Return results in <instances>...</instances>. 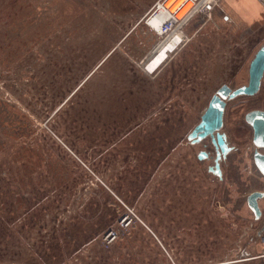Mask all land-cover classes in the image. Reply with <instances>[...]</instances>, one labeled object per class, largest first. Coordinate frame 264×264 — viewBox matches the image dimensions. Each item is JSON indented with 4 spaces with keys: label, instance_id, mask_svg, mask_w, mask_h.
<instances>
[{
    "label": "rangeland",
    "instance_id": "rangeland-1",
    "mask_svg": "<svg viewBox=\"0 0 264 264\" xmlns=\"http://www.w3.org/2000/svg\"><path fill=\"white\" fill-rule=\"evenodd\" d=\"M156 1L0 0V264H264L250 139L222 180L187 139L207 79L247 81L263 14L242 34L197 14L160 49ZM254 106L264 77L225 128Z\"/></svg>",
    "mask_w": 264,
    "mask_h": 264
},
{
    "label": "water",
    "instance_id": "water-1",
    "mask_svg": "<svg viewBox=\"0 0 264 264\" xmlns=\"http://www.w3.org/2000/svg\"><path fill=\"white\" fill-rule=\"evenodd\" d=\"M264 74V42L254 52L248 65V78L247 82L236 87H231L227 84L221 85L216 92L209 98L200 120L195 124L192 130L187 134V139L191 143H196L201 139L209 136L217 147V154L214 159V165L208 167V171L222 180V170L219 165L221 153L218 146L222 150L224 157L229 147L227 146L226 135L219 130L223 126V112L227 100H231L237 96L253 95L260 87L261 79ZM244 119L253 127V144L255 150L253 153V161L258 171L264 177V110L252 109L245 113ZM259 148L263 149L259 150ZM199 151L198 158L204 155ZM264 197L263 190H253L246 197V203L253 213L255 219H259L262 210L259 206V199ZM264 231V222L257 230L260 235Z\"/></svg>",
    "mask_w": 264,
    "mask_h": 264
},
{
    "label": "flooded vegetation",
    "instance_id": "flooded-vegetation-1",
    "mask_svg": "<svg viewBox=\"0 0 264 264\" xmlns=\"http://www.w3.org/2000/svg\"><path fill=\"white\" fill-rule=\"evenodd\" d=\"M202 57V56H201ZM249 65V63H248ZM247 70H248V67H247ZM174 75V74H173ZM172 75V76H173ZM183 75V73H182ZM203 76V75H202ZM204 77V76H203ZM202 77V79H203ZM263 77H264V74L262 76V79H261V84H260V87H259V90L256 92V93H259L262 85H263ZM216 78V77H215ZM214 78V79H215ZM248 78V76H247ZM214 79L213 77L210 78V80L207 79V81H209V83L207 84H211L209 85V87H211V93L209 92V90L207 91L208 94H205V93H202V95L200 96L199 100L201 102H203L204 100H206V104L209 100V98L216 92V90L223 84V82H221L219 85H217L215 83L214 85ZM174 77L169 81V85L173 87V85L175 84L174 83ZM205 81V80H203ZM247 82V81H246ZM245 82V83H246ZM227 84V83H226ZM244 84V83H242ZM214 85V86H213ZM229 85V84H227ZM241 85V84H240ZM230 86V85H229ZM255 93V94H256ZM254 95V94H253ZM242 96H251V95H242ZM239 96L235 97V98H238ZM233 98V99H235ZM231 99V100H233ZM231 100H227L226 103H225V107H224V112H223V126L222 128L219 130L220 132H224L225 135H226V140H227V146L229 147V150L227 151V153L225 154V156L223 157L222 156V150L221 148L218 146V149H219V152L221 153V159L219 161V165L221 167V170H222V179H223V168H226L230 165H234V164H238L239 163V159L235 158L237 155L240 154V150H241V146L243 145V143L246 141L245 139H241V137L243 136L244 138H247V139H250L253 147L252 149H248V151L250 150L251 152V156H252V160H253V153H254V150H255V145L253 144V127L247 123L244 119V116H243V119L241 121H238L236 119H233L234 121L230 122L231 127L227 126V128H225V120H224V115L226 113V110L228 108V102L231 101ZM206 106V105H205ZM205 108V107H204ZM203 108V109H204ZM203 109H201V113H200V116L203 112ZM235 111H236V107L234 108ZM252 109H260V110H264V107H261V106H254V107H251L249 108L247 111L249 110H252ZM246 111V112H247ZM245 112V113H246ZM244 113V115H245ZM200 120V119H199ZM247 135V136H246ZM251 135V136H250ZM243 142V143H242ZM195 144H200L201 145V150L199 151H202L203 150V157L202 158H198L199 160L201 161H207L208 164H207V169L208 167L211 165H214V159L216 157V154H217V147L214 145V143L212 142L211 138L209 136L201 139L200 141L196 142ZM259 150H262L261 148H259ZM199 151H197V154L199 153ZM198 157V156H197ZM254 162V161H253ZM236 164V165H237ZM211 173V172H210ZM212 174V173H211ZM215 176V175H214ZM217 177V176H216ZM218 178V177H217ZM219 179V178H218Z\"/></svg>",
    "mask_w": 264,
    "mask_h": 264
},
{
    "label": "crops",
    "instance_id": "crops-1",
    "mask_svg": "<svg viewBox=\"0 0 264 264\" xmlns=\"http://www.w3.org/2000/svg\"><path fill=\"white\" fill-rule=\"evenodd\" d=\"M214 12L222 16V19H224L225 23H233V25L230 26V32L232 34L234 33H246L247 29L250 28L251 24L254 22H259L262 18L263 14V24H264V9H262L261 5L257 0H219V3L215 7ZM218 16V17H219ZM233 29V31L231 30ZM242 34V33H241ZM190 250L189 252H186V254H194L197 253V250L199 248V245L196 243H187L185 247L183 246V249ZM255 257H263V263H264V256H251L248 258H255ZM241 260V259H239ZM243 260V259H242ZM245 260H248L247 258ZM237 259L230 260L225 259L224 262H236ZM185 263L190 264H206V263H218L219 261H216L214 259H207L198 257L191 260H185Z\"/></svg>",
    "mask_w": 264,
    "mask_h": 264
},
{
    "label": "built area",
    "instance_id": "built-area-1",
    "mask_svg": "<svg viewBox=\"0 0 264 264\" xmlns=\"http://www.w3.org/2000/svg\"><path fill=\"white\" fill-rule=\"evenodd\" d=\"M163 1L164 0H158L154 3L152 7L153 11L151 15H154V14L157 15V12L159 11L158 9L159 4H161ZM185 1L187 0H184V2ZM257 1L260 3L261 7L264 9V0H257ZM191 2H192L191 7L180 18L175 17V11L168 12L167 19L162 21L160 25V29H159L160 36L162 37L161 41L169 37L177 27H180V32L182 36L179 42H181L187 36L186 33L182 31L183 27L187 23H189V21L193 18V16L197 14H200V13L207 14V18H210L212 15L211 13L214 7L218 4L219 0H191ZM256 237L262 245V251L258 253L257 256H264V232L261 233L260 235L256 234Z\"/></svg>",
    "mask_w": 264,
    "mask_h": 264
},
{
    "label": "bare ground",
    "instance_id": "bare-ground-1",
    "mask_svg": "<svg viewBox=\"0 0 264 264\" xmlns=\"http://www.w3.org/2000/svg\"><path fill=\"white\" fill-rule=\"evenodd\" d=\"M192 5L191 0H164L161 4H159V11L157 15H151L148 19V23L153 26L155 29L159 30L160 25L163 20L167 19L169 11H175V17L180 18ZM180 31V27H177L174 32L165 40L161 41L158 45L161 49V46H169L171 40L174 38V33ZM244 260V259H243Z\"/></svg>",
    "mask_w": 264,
    "mask_h": 264
}]
</instances>
